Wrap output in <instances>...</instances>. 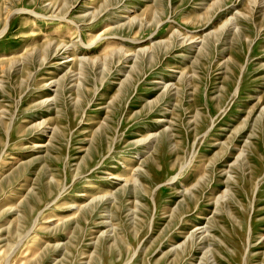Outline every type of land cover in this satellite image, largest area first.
I'll return each mask as SVG.
<instances>
[{"label":"rangeland","instance_id":"rangeland-1","mask_svg":"<svg viewBox=\"0 0 264 264\" xmlns=\"http://www.w3.org/2000/svg\"><path fill=\"white\" fill-rule=\"evenodd\" d=\"M0 264H264V0H0Z\"/></svg>","mask_w":264,"mask_h":264},{"label":"bare ground","instance_id":"bare-ground-1","mask_svg":"<svg viewBox=\"0 0 264 264\" xmlns=\"http://www.w3.org/2000/svg\"><path fill=\"white\" fill-rule=\"evenodd\" d=\"M5 29V27L3 28V30ZM2 30V31H3ZM139 169H140V167L139 166H134V167H132L131 169H130V174L132 175V176H134L135 175V173H137V172H139ZM138 174V173H137ZM118 177H113V179H117ZM75 207H78L76 204H74V203H71L69 206H68V208H67V210L69 209H72V208H75Z\"/></svg>","mask_w":264,"mask_h":264}]
</instances>
